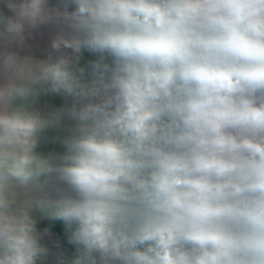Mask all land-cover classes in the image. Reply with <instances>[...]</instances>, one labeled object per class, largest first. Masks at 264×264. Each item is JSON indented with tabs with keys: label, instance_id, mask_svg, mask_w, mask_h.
I'll return each instance as SVG.
<instances>
[{
	"label": "clouds",
	"instance_id": "obj_1",
	"mask_svg": "<svg viewBox=\"0 0 264 264\" xmlns=\"http://www.w3.org/2000/svg\"><path fill=\"white\" fill-rule=\"evenodd\" d=\"M0 5V264H47L38 219L75 248L55 264H264V0Z\"/></svg>",
	"mask_w": 264,
	"mask_h": 264
},
{
	"label": "crops",
	"instance_id": "obj_2",
	"mask_svg": "<svg viewBox=\"0 0 264 264\" xmlns=\"http://www.w3.org/2000/svg\"><path fill=\"white\" fill-rule=\"evenodd\" d=\"M52 6H58L60 0H50ZM0 9L4 11L5 14H10L6 8L0 5ZM72 10V6H69V11ZM59 29L55 25H44L34 30L30 36L26 37L25 44L21 50V55H31L37 59H44L47 57L48 53L51 52L50 44L51 40L54 38L55 34ZM70 51V50H68ZM55 55V53H53ZM98 57L87 51L81 53V59L79 61L80 67H85L88 69V65L91 61H94ZM72 103L71 98H65L57 94H47L41 96L37 102L36 107L47 112L54 108L64 107ZM73 122L63 121L62 126L59 128L48 129L44 134V138L41 140L37 147V151L41 154L49 153H63L64 146L60 140L68 134V129L71 127ZM39 217V213H36ZM38 229L43 231L44 228L48 229V235L44 237L43 242L49 247L51 254L48 257L47 264H55V253H57L56 246L51 242L54 236H61L63 242L66 246V256L71 257L74 254L75 248L73 245L68 244L67 235L64 231V226L61 221H49L38 219Z\"/></svg>",
	"mask_w": 264,
	"mask_h": 264
},
{
	"label": "built area",
	"instance_id": "obj_3",
	"mask_svg": "<svg viewBox=\"0 0 264 264\" xmlns=\"http://www.w3.org/2000/svg\"><path fill=\"white\" fill-rule=\"evenodd\" d=\"M51 242L56 246L57 252H63L66 255V246L61 236H54Z\"/></svg>",
	"mask_w": 264,
	"mask_h": 264
},
{
	"label": "trees",
	"instance_id": "obj_4",
	"mask_svg": "<svg viewBox=\"0 0 264 264\" xmlns=\"http://www.w3.org/2000/svg\"><path fill=\"white\" fill-rule=\"evenodd\" d=\"M8 11V10H7Z\"/></svg>",
	"mask_w": 264,
	"mask_h": 264
}]
</instances>
